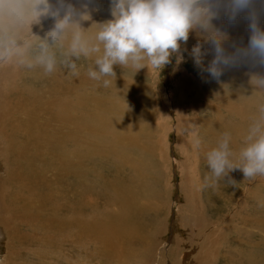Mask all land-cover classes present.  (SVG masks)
<instances>
[{
  "label": "bare ground",
  "instance_id": "1",
  "mask_svg": "<svg viewBox=\"0 0 264 264\" xmlns=\"http://www.w3.org/2000/svg\"><path fill=\"white\" fill-rule=\"evenodd\" d=\"M67 2L78 10L85 5V0ZM49 3L58 7L56 0ZM87 8L91 19L82 22L85 30L112 19L110 0H91ZM247 17L248 12L242 11L230 21L222 10L212 20L213 26L226 34V54L248 46L251 31ZM47 18L52 17H40L39 23L30 26L32 32L49 24L34 34L41 40L54 25V19ZM258 26L264 29V12ZM195 38L211 48L200 69H195L202 78L190 79L184 74L180 90L176 87L170 95L168 107L174 118L165 110L170 129L183 143L176 149V170L181 174L178 192L184 199L176 209L175 231L183 226L190 232L186 238L189 250L180 252L182 242L176 235L167 252L160 251L159 245L155 254L163 253L162 264L166 257L170 264H264V177L246 179L237 169L229 173L233 183H227V177L215 187L204 183V177L211 175L205 154L216 146L222 133H231L236 156L244 146L248 127L264 104V91H255L250 77L264 75V65L243 61L214 79L205 70L214 58L213 47L204 36ZM92 64L93 58H81L78 72L58 65L51 74L13 62L1 65L0 166L5 174L0 167V264H132L129 259L138 254L129 246L145 239L146 251L152 253V236L161 235L168 220L169 213L165 212V219L160 214L166 196L158 187L164 165L167 163L171 179L174 165L169 159L160 162L158 156L160 166L155 167L156 156L150 149L153 143H145L167 129L160 122L161 99L153 109L147 106L149 68L134 74L131 69L114 66L116 77L105 87L88 77ZM156 91L159 94L158 86ZM179 97L186 102L184 110ZM200 109H207L211 117L191 119ZM190 122L197 128L194 138L186 140L180 134ZM197 137L199 145L194 142ZM190 143L193 154L181 150ZM27 169L30 178L42 176V186L49 190L43 202L55 206L48 209L41 203L40 186L25 185L22 173L25 176ZM222 185L231 192L224 193ZM56 197L63 200L60 205L54 202ZM36 199L41 204L35 203ZM101 201L107 207L102 208ZM151 219L152 225L147 226ZM28 230H37V234L23 233ZM193 246L196 248L190 249Z\"/></svg>",
  "mask_w": 264,
  "mask_h": 264
},
{
  "label": "clouds",
  "instance_id": "2",
  "mask_svg": "<svg viewBox=\"0 0 264 264\" xmlns=\"http://www.w3.org/2000/svg\"><path fill=\"white\" fill-rule=\"evenodd\" d=\"M90 2L85 0L78 10L67 0H56L55 9L49 0H0V64L39 67L45 74L63 65L76 73L78 60L93 58L87 75L107 87L116 77L114 66L135 74L149 67L162 70L173 55L179 63L183 59L178 55L181 43L188 40L190 32L199 31L214 50V58L205 69L212 78L218 80L226 69L243 61L264 65V29L258 26L264 0H110L112 19L93 23L85 30L81 24L91 19L87 8ZM221 9L230 21L240 12H248L251 35L246 48L236 47L232 54H226V34L212 24ZM46 16L54 19V25L41 40L31 34L30 26ZM57 45L64 49L59 56L53 50ZM192 55L200 65L199 45L192 49ZM250 83L255 91H264V75H252ZM231 141V133L226 131L206 152L211 175L204 177L205 186L215 187L226 177L227 183H233L229 173L237 169L246 179L264 177V104L248 127L238 156ZM194 142L199 145L198 137Z\"/></svg>",
  "mask_w": 264,
  "mask_h": 264
},
{
  "label": "rangeland",
  "instance_id": "3",
  "mask_svg": "<svg viewBox=\"0 0 264 264\" xmlns=\"http://www.w3.org/2000/svg\"><path fill=\"white\" fill-rule=\"evenodd\" d=\"M105 6V5H104ZM223 9H221L220 11H222ZM52 21L53 19L51 18V19H49V18H47V21ZM49 26V24L47 23L45 26H37V27H35L33 30H32V32H31V34L32 35H34V34H36V35H38V34H40L41 32H43L46 28L45 27H48ZM48 29V28H47ZM197 35H201L202 37H203V35L201 34V33H199V31H192V32H190V34H189V38H188V40L186 41V42H182L181 43V47H180V49H179V52H178V55H181L182 57H183V59H182V61H180L179 63L177 62V59H176V55H173L172 57H170V62L168 63V64H166L164 67H163V69L162 70H160V69H151L150 67H149V72H148V78H146L145 79V82H146V86L148 87V88H146L147 89V91H148V103H149V105H148V103H147V106L150 108V109H153V107H154V105L157 103L158 104V100H160V104H159V106H160V108H162V109H159L160 110V118H161V123L162 124H165V126L164 127H166L167 129H165L164 128V130H166V131H164L163 130V132L162 131H159L157 134H156V136L155 135H153V136H155V137H153V139H155V140H152L151 142L150 141H147V142H145L146 144H148V143H153L151 146H150V144H148L149 146H150V149L155 153V156H156V159L154 160L155 161V167H159L160 166V163H159V158H158V156L160 157V162L161 161H163L164 162V164L168 161V159L170 160V161H172V163H173V165H174V168L172 167V174L174 175V176H172V179L168 176L169 174H168V171L166 170L167 169V167H168V165H167V163H166V165H164V166H166V169H164L165 167L162 165V168L165 170V173H164V175L162 174V185H160L159 187H158V189L159 190H161L162 189V191H164L163 192V194L165 193V196H166V200H165V205L163 204V210H161V216H162V218H166V213H169V217H168V220L167 219H165V223L162 225V231H161V235L160 234H154L153 236H152V239H153V242H151V245H152V247H153V252L152 253H150V252H147L146 251V244H145V239H143V242H141L140 244L139 243H137L136 245H133V247H131V246H129L131 249H134L135 250V252H137V254H138V256L137 257H132V258H130L129 260L130 261H128L129 263H132V264H148V262H149V264H162V258L164 259L165 257H164V255H163V253L161 252V253H157V254H155V251H156V249L158 248V246L159 245H161V247H160V251H161V248H162V250L164 251L165 250V252H167V250L169 249V247H171L172 246V244H173V242H174V238H175V236L177 235V237L181 240V242H182V246L180 247V252L181 253H184L186 250H189L188 249V247H187V244H188V242L186 241V238L188 237V235L187 234H189L190 232H188L186 229H185V227H183V226H180L179 227V229L180 230H178V232L177 231H175V227H176V225H177V227H178V222H177V220H176V214H177V212H176V209H177V207H179L178 205H182V203H183V197L182 196H180V192H178L179 191V185H180V181H181V174L179 173V171L178 170H176V158L178 157L177 156V152H176V149H177V147H178V145L179 146H181V147H183V143L182 142H179L178 141V134H177V132L176 131H174V129L172 130V129H170V124L168 125V118H167V116L169 117V115H170V119H171V117L172 118H174V113H173V111L171 110V109H169V107L168 106H171V103H172V101H171V94H172V96L174 95V91H175V89H176V87H177V89H178V91L180 90V87H179V85H180V83H181V79L180 78H182V76L185 74L188 78H193V79H200V78H202V77H200V76H198L197 74H196V72H195V69L197 70L199 67V65H197L196 63H195V59H194V57H192L193 55H191L192 53H190V52H192V49L195 47V46H197V45H199L200 46V41H201V39L200 38H195V37H197ZM201 42H203V41H201ZM48 43L51 45L53 42H49L48 41ZM203 44H205V46H204V48L203 49H201V57H200V59H201V62L203 61V56L204 57H206L207 58V54H208V52H210V46H209V44L208 43H205V42H203ZM56 53H58L59 55L62 53L61 51V49L59 48V45H57L54 49H53ZM189 50H191V51H189ZM190 54V55H189ZM190 57H189V56ZM193 58V59H192ZM203 58V59H202ZM191 59V60H190ZM204 61H205V59H204ZM203 61V62H204ZM4 65V64H0V69H1V67ZM195 67V68H194ZM197 67V68H196ZM36 67H34V69H35ZM200 69V68H199ZM161 71V72H160ZM192 74H194V75H192ZM190 76V77H189ZM175 82V83H174ZM145 86V87H146ZM158 86V90L160 91H158L159 92V94L157 93V91H156V87ZM33 87H35V86H33ZM45 88L44 87H42V90H44ZM45 92V91H44ZM170 96V97H169ZM170 99V100H169ZM179 99H180V97H179ZM155 101V102H154ZM152 102H154L153 104H152ZM180 102V103H179ZM170 103V105H167V104H169ZM178 103H179V105H180V107L182 108V110H184L183 109V107L185 106V104H186V102H184V100H178ZM156 104V105H157ZM183 104V105H182ZM152 107V108H151ZM165 110H166V112H169V110H170V114L169 115H165V114H167L166 112H165ZM161 111H163V112H161ZM159 113V112H158ZM188 113H190V112H188ZM162 114H163V116H162ZM207 115V117H211V113L210 112H208V110L207 109H204V110H202V109H200V111H199V113L194 117V116H192L191 115V119H195V118H202L203 116H206ZM165 117V118H164ZM195 121V120H194ZM194 121H192V122H194ZM166 122H167V125L168 126H166ZM192 122H190L189 124H188V128H187V130H185V131H182V133L180 134V135H182L181 137H185L186 138V140L187 139H193L194 137L192 136V135H194V133H193V130L195 129V128H197V126H195L196 124L195 123H192ZM157 123V122H156ZM193 124V125H192ZM195 124V125H194ZM170 126V127H169ZM170 130H169V129ZM193 128V129H192ZM168 131V132H167ZM169 131H170V133H169ZM192 131V132H191ZM187 136V137H186ZM160 141V142H159ZM192 141V140H191ZM166 144H167V146H166ZM154 145V146H153ZM166 146V147H165ZM155 147V148H154ZM160 147V148H159ZM156 148H159V150L158 149H156ZM175 148V149H174ZM185 149H181L182 151H186V153H189V154H193V152H192V143H190V144H188V146H185L184 147ZM172 149V150H171ZM169 150H170V152H169ZM161 151H163L164 153H165V155L163 156L160 152ZM171 151H173V152H171ZM174 153V154H173ZM185 153V152H184ZM178 159H179V157H178ZM178 164H179V161H178ZM194 164H195V166H196V162L194 161ZM1 167V166H0ZM186 169H187V166L185 167ZM1 169L2 170H4L3 169V167H1ZM207 169V167H204L203 166V170H206ZM27 172H26V174H25V176H23L24 174L22 173V178L24 177V183H25V185L27 186L28 185V183L29 184H33L32 185V187L33 188H35V187H37V186H40V187H38L41 191H42V194L40 195V196H38L41 200H42V204H44V205H46L47 207H48V209H50V208H52L53 206H55V204L52 202V204L50 203L49 204V202H43V200H46V199H44V196H46L48 193H49V190L47 189V188H45L44 186H42V180L43 179H41L42 178V176H40V177H38V178H35V179H33V178H30L31 176L29 175V171H28V169L26 170ZM210 171V170H209ZM208 171V172H209ZM2 173H3V175L5 174V170L4 171H2ZM162 173H163V171H162ZM167 174V175H166ZM178 175V176H177ZM28 177H29V179H28ZM179 177V178H178ZM4 177H2V179H3ZM27 178V179H26ZM33 179V180H32ZM180 179V180H179ZM26 180H27V182H26ZM32 180V181H31ZM41 180V181H40ZM179 180V181H178ZM40 181V182H39ZM35 185V186H34ZM169 185V186H168ZM25 186V187H26ZM163 186V187H162ZM174 186V187H173ZM176 186V187H175ZM44 187V188H43ZM174 188L173 190V192H172V188ZM178 187V188H177ZM221 188H223L224 189V193H230L231 191H230V189H228V187H225L224 185H222L221 186ZM44 189V190H43ZM46 191L48 192V193H46ZM167 193V194H166ZM171 194V195H170ZM202 196H204V194L203 193H201V197ZM167 199H168V201H167ZM199 200V199H198ZM202 200V199H201ZM34 201V200H33ZM61 201H63L62 199L60 200L58 197H56L55 199H54V202L55 203H61ZM143 201H145V200H143ZM35 203H40V201L39 200H35L34 201ZM40 203V204H41ZM199 203H200V200H199ZM58 205H60V204H58ZM100 205H101V207L102 208H105V206L107 207V205L106 204H104L103 203V201H101V203H100ZM200 205H201V203H200ZM116 207V206H115ZM114 210H115V208H114ZM166 212V213H165ZM51 213V212H50ZM65 213V212H64ZM63 213V214H64ZM89 213V212H88ZM154 221H155V224H157V221H156V218L155 217H153L152 218ZM152 219H151V221L149 222V224H147V226L148 225H152ZM167 222H169V223H167ZM172 222V223H171ZM147 226H145V228H146V231L148 232V234L150 233L149 232V230H148V228H147ZM37 230H35V231H31V230H28L27 232L25 231V232H23V233H26V234H29V235H31V236H35L36 234H37V232H36ZM29 232V233H28ZM185 232V233H184ZM188 232V233H187ZM150 235V234H149ZM160 235V236H159ZM179 235H180V237H179ZM158 236V237H157ZM145 238H147V236L145 237ZM185 238V239H184ZM53 239H54V241L57 239V236H54L53 237ZM185 240V241H184ZM158 241V242H157ZM184 241V242H183ZM187 242V243H186ZM186 245V246H185ZM189 245V244H188ZM138 247V248H137ZM127 248V247H126ZM164 248V249H163ZM190 248V247H189ZM193 248H196L195 246H193V247H191L190 249H193ZM175 252H178V246L176 247V249H175ZM144 253H150V254H148V255H146V256H144ZM53 254H55V253H53ZM140 258V259H139ZM167 259L165 260V264H170V261H169V259H168V257H166ZM139 259V260H138ZM150 259V260H149ZM137 261H139L138 263H137ZM54 262V261H53ZM135 262V263H134ZM151 262V263H150Z\"/></svg>",
  "mask_w": 264,
  "mask_h": 264
}]
</instances>
